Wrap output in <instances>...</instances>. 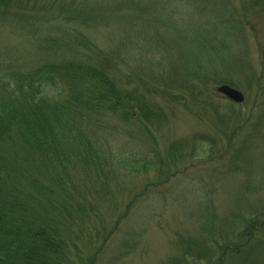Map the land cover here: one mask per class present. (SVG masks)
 <instances>
[{"label": "trees", "instance_id": "1", "mask_svg": "<svg viewBox=\"0 0 264 264\" xmlns=\"http://www.w3.org/2000/svg\"><path fill=\"white\" fill-rule=\"evenodd\" d=\"M44 1L47 4L43 0H0V264H71L70 239L80 240L89 228L88 206L93 211L101 209L100 200L113 197L109 193L123 171L146 174L155 167L160 170L162 159L152 157L154 150L129 154V124L161 131L171 115L166 105L183 97L201 111L212 107V115L221 124L234 113L232 103L205 100L199 92L200 81L230 82L226 78L231 71L201 64L195 56L185 61L183 70L160 68L167 60L169 35L158 33V18L151 20L155 32L146 24L150 20L127 24L122 19L120 37L108 36L102 46L92 29L109 31L103 17L116 15L115 8H84L73 13L82 21L72 34L60 22L66 8ZM190 30L184 34L178 28L173 37L193 44ZM146 31L155 47H134L135 36ZM222 106L225 113H221ZM188 140L171 143L174 158L189 160L213 153L212 145L196 135ZM247 151L243 147L238 153L243 162ZM263 188L264 182L246 176L243 193H258ZM216 190L202 200L184 194V206H195L188 210L203 238L224 245L222 258L229 250L240 254L244 246L243 258L260 255L264 239L258 235L264 233V207L257 208L241 230L234 213L222 216L218 210ZM238 229L243 239L232 245V238L238 240V236L226 234H236ZM186 239L179 237L174 244L177 248L186 243V253L182 257L181 252L178 259L201 261L206 250L194 249L190 246L194 242ZM130 247L129 241L122 242L118 251L125 255Z\"/></svg>", "mask_w": 264, "mask_h": 264}, {"label": "rangeland", "instance_id": "2", "mask_svg": "<svg viewBox=\"0 0 264 264\" xmlns=\"http://www.w3.org/2000/svg\"><path fill=\"white\" fill-rule=\"evenodd\" d=\"M47 2L54 5L58 2V6L66 8L60 15V22L73 31L72 34L78 32L75 28L82 21L73 13L83 12L84 8H115L113 13L116 15L103 17V21L109 23V31L92 29L102 41V46H105L103 39L108 36L120 37L122 19L127 24L137 19L142 22L150 20V24L145 23L154 30L151 20L156 17L158 33L169 35L165 41L167 60L160 68L166 65L168 70H183L185 61L195 56L201 64L218 66L224 73L231 71L226 78L230 82L200 81V98L234 105V113L223 124L212 115V107L201 111L189 102L188 97L166 105L171 115L161 131L154 128L144 130L129 124L130 134H126L130 142L129 154L142 149L154 150L156 153L152 157L157 155L162 159L160 170L155 167L146 174L123 171L116 188L109 190V195L113 197L109 201L100 200L102 207L98 211L88 206L89 228L81 234L80 240L70 239L68 254L71 264H109V258H112V264H166L167 261L169 264H264V243L259 248L262 249L260 255L253 258L242 257L247 252L246 246L239 248L240 254L229 250L222 258L221 247L224 245L213 240L206 242L199 223L190 217L188 209L195 206L191 203L187 208L184 206V194H193L202 200L217 187L218 210L222 216L234 213L241 230L257 208L264 207V188L258 193H243L246 176L264 182V0ZM43 3L47 4L44 0ZM170 24L174 27L169 28ZM188 27L194 36L193 44H185L173 37L178 28L180 33L185 34ZM135 31L130 32L135 35ZM147 32L135 36L134 47L145 44L148 49L155 47L151 42V33ZM129 71L133 75V69L129 68ZM221 84L240 89L245 95L244 101H232L219 89ZM184 95L189 94L184 92ZM220 110L225 113L227 109L222 106ZM193 135L211 144L213 153L208 157L196 155L189 160L174 158L170 151L171 143L189 141L188 138ZM243 147L249 151L243 155L245 162L238 157ZM140 155L145 157L144 153ZM193 185L195 189L191 191ZM253 197H256L255 201ZM136 232L137 235L134 234ZM234 235L239 239L236 240ZM227 236L233 237L232 245L238 244L242 238L239 229L236 234L227 233ZM258 236L264 239V233ZM179 237L194 242L190 245L194 249H205V257L201 261L190 257L189 263L179 260L181 252H184L182 257L186 253V243L174 247ZM128 241L130 250L122 255L118 251L119 245ZM258 247L253 252H257ZM177 260L178 263H174Z\"/></svg>", "mask_w": 264, "mask_h": 264}, {"label": "water", "instance_id": "3", "mask_svg": "<svg viewBox=\"0 0 264 264\" xmlns=\"http://www.w3.org/2000/svg\"><path fill=\"white\" fill-rule=\"evenodd\" d=\"M220 89L226 93L230 98L236 100V101H243L244 100V94L239 89L223 85L220 87Z\"/></svg>", "mask_w": 264, "mask_h": 264}]
</instances>
